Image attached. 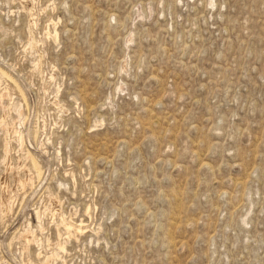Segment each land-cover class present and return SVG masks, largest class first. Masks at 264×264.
<instances>
[{
    "label": "rangeland",
    "instance_id": "rangeland-1",
    "mask_svg": "<svg viewBox=\"0 0 264 264\" xmlns=\"http://www.w3.org/2000/svg\"><path fill=\"white\" fill-rule=\"evenodd\" d=\"M0 201V264H264V0H0Z\"/></svg>",
    "mask_w": 264,
    "mask_h": 264
},
{
    "label": "bare ground",
    "instance_id": "bare-ground-1",
    "mask_svg": "<svg viewBox=\"0 0 264 264\" xmlns=\"http://www.w3.org/2000/svg\"><path fill=\"white\" fill-rule=\"evenodd\" d=\"M35 165H37L36 163H35ZM3 195V194H2ZM2 199V198H1ZM3 201V200H2ZM1 202V201H0ZM6 204H7V202H6ZM9 204V203H8ZM40 213H38L37 212V217H38V219L40 218ZM62 224H64V227H65V229H66V231H67V233H69V234H73L74 232H78V233H80V232H82L83 230H84V228H85V224L81 221V222H77V221H73V220H62ZM40 225V224H39ZM29 233H27V234H29V235H26V238L29 240V241H31L33 238H34V231H28ZM64 246H62V248H63Z\"/></svg>",
    "mask_w": 264,
    "mask_h": 264
}]
</instances>
